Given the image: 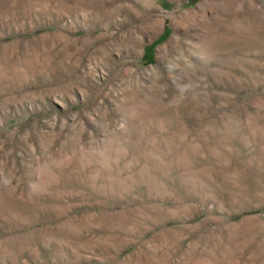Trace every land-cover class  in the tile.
I'll use <instances>...</instances> for the list:
<instances>
[{"label": "rangeland", "instance_id": "obj_1", "mask_svg": "<svg viewBox=\"0 0 264 264\" xmlns=\"http://www.w3.org/2000/svg\"><path fill=\"white\" fill-rule=\"evenodd\" d=\"M0 264H264V0H0Z\"/></svg>", "mask_w": 264, "mask_h": 264}, {"label": "trees", "instance_id": "obj_2", "mask_svg": "<svg viewBox=\"0 0 264 264\" xmlns=\"http://www.w3.org/2000/svg\"><path fill=\"white\" fill-rule=\"evenodd\" d=\"M163 38V37H162Z\"/></svg>", "mask_w": 264, "mask_h": 264}]
</instances>
